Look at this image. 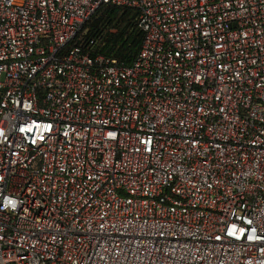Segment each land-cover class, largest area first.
<instances>
[{
  "label": "built area",
  "instance_id": "built-area-1",
  "mask_svg": "<svg viewBox=\"0 0 264 264\" xmlns=\"http://www.w3.org/2000/svg\"><path fill=\"white\" fill-rule=\"evenodd\" d=\"M0 264H264V0H0Z\"/></svg>",
  "mask_w": 264,
  "mask_h": 264
},
{
  "label": "trees",
  "instance_id": "trees-1",
  "mask_svg": "<svg viewBox=\"0 0 264 264\" xmlns=\"http://www.w3.org/2000/svg\"><path fill=\"white\" fill-rule=\"evenodd\" d=\"M86 37L96 40L95 54H103L129 65L143 40L137 10L113 4L101 5L84 26Z\"/></svg>",
  "mask_w": 264,
  "mask_h": 264
}]
</instances>
